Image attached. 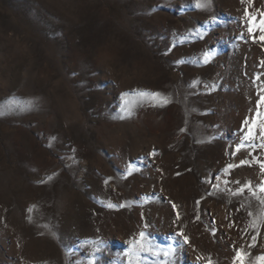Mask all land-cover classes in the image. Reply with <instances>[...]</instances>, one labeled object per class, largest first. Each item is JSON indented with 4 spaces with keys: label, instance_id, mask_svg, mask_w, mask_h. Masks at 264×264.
I'll list each match as a JSON object with an SVG mask.
<instances>
[{
    "label": "rangeland",
    "instance_id": "1",
    "mask_svg": "<svg viewBox=\"0 0 264 264\" xmlns=\"http://www.w3.org/2000/svg\"><path fill=\"white\" fill-rule=\"evenodd\" d=\"M199 3L0 0V264H88L93 253L128 264L124 242L140 231L173 248L143 264H233L234 248L251 252L247 264L264 252V193L237 192L259 183L258 167L216 178L251 151L233 155L264 74L244 9L259 19L264 0ZM144 90L169 103L135 95ZM125 92L132 116L120 120Z\"/></svg>",
    "mask_w": 264,
    "mask_h": 264
},
{
    "label": "snow or ice",
    "instance_id": "2",
    "mask_svg": "<svg viewBox=\"0 0 264 264\" xmlns=\"http://www.w3.org/2000/svg\"><path fill=\"white\" fill-rule=\"evenodd\" d=\"M242 3L247 2L251 3L252 0H241ZM196 7H201L199 0H197ZM244 16L247 20V34L248 37L251 38L252 42H260L264 43V15L258 19L257 16L252 15L248 8L244 9ZM215 22V21H213ZM241 40L245 39L243 33H241ZM212 56L215 53H211ZM210 54L208 52L204 53V61H209ZM261 75L257 74L252 77V82L255 86L258 87L257 91V99L255 101V110L251 117H246L244 121H242V133L243 139L242 141L235 146V150L233 155L240 152L241 149H251V151L247 152V156L244 159H241L238 164H227L223 169L220 170V174L217 175V179L220 178L221 175H232V171L239 167H247L253 168L258 167L259 171L257 175L260 177L259 183L253 186V181L249 179L246 181L241 187L237 190L239 195H243L245 191L251 193L255 196L256 192L264 193V81L261 82L260 85H256V81L260 80ZM129 93H121L122 103L120 105V112L122 113L118 119L124 120L126 118H131L132 116V106L129 105L124 98L127 97ZM135 95L141 97L142 99H147L149 103H152L155 107H164L169 103L167 97H165L160 92L155 91H136ZM31 108V105L21 106V111H25ZM116 119L117 117H113ZM183 131V129H181ZM257 149H261L259 153L256 152ZM256 153V154H254ZM157 155L155 149H153L149 154V158L155 157ZM248 157H251L249 159ZM141 163H144V159L141 158ZM137 166L133 163H129L126 169L127 175H131L134 170H136ZM49 180L52 177H48ZM111 179V178H109ZM229 181H225L228 183ZM105 183H108V180H105ZM232 183L239 184V180H233ZM260 201L261 205H264V199L257 197ZM199 204V201L196 202ZM124 205H119V207H123ZM109 207H114V205H109ZM172 208L176 211L177 219H180L179 212L175 203L172 204ZM31 211V209H29ZM249 216L252 215L251 212L248 213ZM261 223H264V218H261ZM251 227L255 229V235L251 236V241L248 244V248H255L257 246V237L260 235L259 226L254 222ZM247 234V233H246ZM176 236H180L183 238L184 244L189 242L188 237L184 236L183 232H177ZM127 247L124 250V255L128 257V264H143V261L147 258V255H152L154 257H159L161 254L164 257H168L173 253L172 245H169L167 249H164L159 246L153 245L151 240L147 237L144 231H140L138 237H133L128 241L124 242ZM99 251V249H97ZM235 256L233 258V264H246V258L251 257V252H244L242 249H235ZM88 264H95V254H90V258ZM160 264H167V261H160ZM207 264H212L211 259L209 258ZM247 264H264V252H261L259 255L252 257L248 260Z\"/></svg>",
    "mask_w": 264,
    "mask_h": 264
},
{
    "label": "bare ground",
    "instance_id": "3",
    "mask_svg": "<svg viewBox=\"0 0 264 264\" xmlns=\"http://www.w3.org/2000/svg\"><path fill=\"white\" fill-rule=\"evenodd\" d=\"M241 172V171H240ZM242 174V173H241Z\"/></svg>",
    "mask_w": 264,
    "mask_h": 264
}]
</instances>
